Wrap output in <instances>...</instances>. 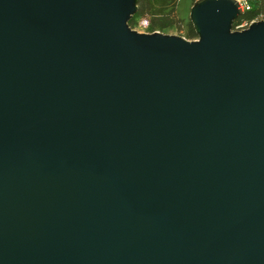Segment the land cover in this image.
Wrapping results in <instances>:
<instances>
[{
	"label": "water",
	"instance_id": "water-1",
	"mask_svg": "<svg viewBox=\"0 0 264 264\" xmlns=\"http://www.w3.org/2000/svg\"><path fill=\"white\" fill-rule=\"evenodd\" d=\"M136 11L0 0V264H264V19Z\"/></svg>",
	"mask_w": 264,
	"mask_h": 264
},
{
	"label": "trees",
	"instance_id": "trees-1",
	"mask_svg": "<svg viewBox=\"0 0 264 264\" xmlns=\"http://www.w3.org/2000/svg\"><path fill=\"white\" fill-rule=\"evenodd\" d=\"M195 0H137V11L128 22L134 28L139 20L146 19L148 33L183 31L186 39H196V33L189 21L190 7ZM247 9L234 21L233 29L252 21L264 19V0H244Z\"/></svg>",
	"mask_w": 264,
	"mask_h": 264
},
{
	"label": "rangeland",
	"instance_id": "rangeland-1",
	"mask_svg": "<svg viewBox=\"0 0 264 264\" xmlns=\"http://www.w3.org/2000/svg\"><path fill=\"white\" fill-rule=\"evenodd\" d=\"M244 28H246L245 25L243 28L237 27L235 30H241ZM133 29L136 30L137 32H140V33H147L146 29L139 25V21ZM163 33L180 35V36H182L184 34L183 31H179V32L178 31H170V32H163Z\"/></svg>",
	"mask_w": 264,
	"mask_h": 264
},
{
	"label": "built area",
	"instance_id": "built-area-1",
	"mask_svg": "<svg viewBox=\"0 0 264 264\" xmlns=\"http://www.w3.org/2000/svg\"><path fill=\"white\" fill-rule=\"evenodd\" d=\"M239 1H240L241 5H242L243 10H245V9L248 8V7L246 6V3L244 2V0H239ZM139 25L146 29L147 26H148V21H147L146 19H141V20H139ZM244 25H245V27H247L246 24L240 25V26H238V27L243 28Z\"/></svg>",
	"mask_w": 264,
	"mask_h": 264
}]
</instances>
